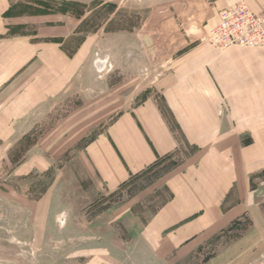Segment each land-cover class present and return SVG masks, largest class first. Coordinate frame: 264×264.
I'll list each match as a JSON object with an SVG mask.
<instances>
[{
    "label": "rangeland",
    "instance_id": "374dc122",
    "mask_svg": "<svg viewBox=\"0 0 264 264\" xmlns=\"http://www.w3.org/2000/svg\"><path fill=\"white\" fill-rule=\"evenodd\" d=\"M225 1L13 0L12 40L62 43L77 61L57 96L0 128V264H264V168L251 176L252 215L176 248L142 239L169 196L154 180L174 161L110 193L84 155L115 119L159 96L178 59L207 43ZM63 26L65 40L51 33ZM84 108L105 121L79 139Z\"/></svg>",
    "mask_w": 264,
    "mask_h": 264
},
{
    "label": "crops",
    "instance_id": "0c3cea01",
    "mask_svg": "<svg viewBox=\"0 0 264 264\" xmlns=\"http://www.w3.org/2000/svg\"><path fill=\"white\" fill-rule=\"evenodd\" d=\"M234 1L222 4L210 31ZM244 1L264 12V0ZM13 3L0 0V128L27 120L57 96L77 61L62 43L12 40L7 13ZM66 28L51 33L65 40ZM159 92L115 119L84 155L110 193L174 161L154 180L169 196L145 223L142 239L181 248L252 215L251 176L264 168V48L220 52L199 44L178 59ZM84 113L74 120L83 130L79 139L105 121L102 112Z\"/></svg>",
    "mask_w": 264,
    "mask_h": 264
},
{
    "label": "built area",
    "instance_id": "2783aa9c",
    "mask_svg": "<svg viewBox=\"0 0 264 264\" xmlns=\"http://www.w3.org/2000/svg\"><path fill=\"white\" fill-rule=\"evenodd\" d=\"M218 17L207 44L220 52L232 47L264 48V12L255 13L245 2H239Z\"/></svg>",
    "mask_w": 264,
    "mask_h": 264
}]
</instances>
